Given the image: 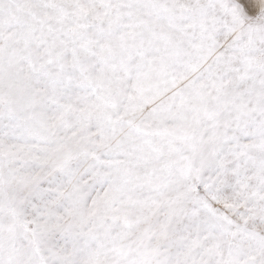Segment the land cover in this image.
I'll list each match as a JSON object with an SVG mask.
<instances>
[{"label": "snow or ice", "instance_id": "snow-or-ice-1", "mask_svg": "<svg viewBox=\"0 0 264 264\" xmlns=\"http://www.w3.org/2000/svg\"><path fill=\"white\" fill-rule=\"evenodd\" d=\"M0 264H264V0H0Z\"/></svg>", "mask_w": 264, "mask_h": 264}]
</instances>
